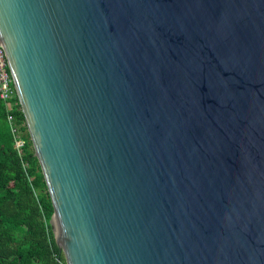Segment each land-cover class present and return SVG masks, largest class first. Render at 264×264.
I'll use <instances>...</instances> for the list:
<instances>
[{
	"label": "water",
	"instance_id": "water-1",
	"mask_svg": "<svg viewBox=\"0 0 264 264\" xmlns=\"http://www.w3.org/2000/svg\"><path fill=\"white\" fill-rule=\"evenodd\" d=\"M66 264H264V0H0Z\"/></svg>",
	"mask_w": 264,
	"mask_h": 264
},
{
	"label": "trees",
	"instance_id": "trees-1",
	"mask_svg": "<svg viewBox=\"0 0 264 264\" xmlns=\"http://www.w3.org/2000/svg\"><path fill=\"white\" fill-rule=\"evenodd\" d=\"M24 121L21 111H14ZM13 143L0 99V264H66L51 226L54 209L27 134Z\"/></svg>",
	"mask_w": 264,
	"mask_h": 264
},
{
	"label": "built area",
	"instance_id": "built-area-1",
	"mask_svg": "<svg viewBox=\"0 0 264 264\" xmlns=\"http://www.w3.org/2000/svg\"><path fill=\"white\" fill-rule=\"evenodd\" d=\"M0 99L4 103L7 111V120L11 125L13 143L17 150L21 151L27 134L25 121H18L14 116V111H21L16 90L13 85L12 76L7 62L5 51L0 44Z\"/></svg>",
	"mask_w": 264,
	"mask_h": 264
}]
</instances>
